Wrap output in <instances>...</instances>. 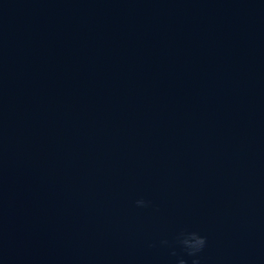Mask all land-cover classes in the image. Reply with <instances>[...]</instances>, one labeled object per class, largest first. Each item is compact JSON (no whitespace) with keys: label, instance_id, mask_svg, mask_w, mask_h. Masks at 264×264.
Segmentation results:
<instances>
[{"label":"water","instance_id":"water-1","mask_svg":"<svg viewBox=\"0 0 264 264\" xmlns=\"http://www.w3.org/2000/svg\"><path fill=\"white\" fill-rule=\"evenodd\" d=\"M180 231L264 264V0H0V264H191Z\"/></svg>","mask_w":264,"mask_h":264},{"label":"clouds","instance_id":"clouds-1","mask_svg":"<svg viewBox=\"0 0 264 264\" xmlns=\"http://www.w3.org/2000/svg\"><path fill=\"white\" fill-rule=\"evenodd\" d=\"M135 206L137 208H147L151 206V202L141 198L135 201ZM161 244L170 248L179 247L184 256L192 258L191 264H200L198 257L205 249L207 239L195 231H180L172 242L164 240L161 241ZM171 255L177 257L176 264H187V261L183 257L177 256L175 251H172Z\"/></svg>","mask_w":264,"mask_h":264}]
</instances>
